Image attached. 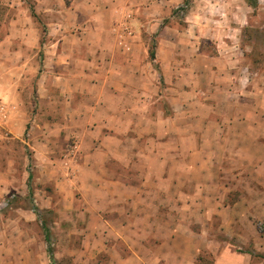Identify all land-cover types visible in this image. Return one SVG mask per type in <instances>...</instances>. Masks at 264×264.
<instances>
[{
    "label": "crops",
    "instance_id": "0c3cea01",
    "mask_svg": "<svg viewBox=\"0 0 264 264\" xmlns=\"http://www.w3.org/2000/svg\"><path fill=\"white\" fill-rule=\"evenodd\" d=\"M31 1L40 22L28 14L19 32L34 39L19 50L31 58L38 49L44 108L32 158L54 175L56 194L71 188L76 218L67 221L83 228L76 259L204 264L209 254L212 264H253L233 230L250 210L264 211V74L245 62V0ZM27 65L16 75L22 69L25 79ZM14 119L8 109L10 131ZM63 160L72 166L67 181ZM41 205L52 208L48 198ZM20 211V226L40 221ZM10 234L0 235V254L14 243L24 249ZM28 243L23 257L33 264L38 251Z\"/></svg>",
    "mask_w": 264,
    "mask_h": 264
},
{
    "label": "rangeland",
    "instance_id": "374dc122",
    "mask_svg": "<svg viewBox=\"0 0 264 264\" xmlns=\"http://www.w3.org/2000/svg\"><path fill=\"white\" fill-rule=\"evenodd\" d=\"M34 7L31 0H0V103L4 104L7 111L8 109L13 110L15 115L13 131L7 129L6 120L2 119L6 116L0 120V235L5 236L6 232L12 233L9 235V239L21 236L24 249L27 244H30L28 242L34 239L38 260H32L33 264H108V260L103 258L85 260L81 255L82 257L76 259L77 254H80V251L77 253V250L82 248L83 228H72L67 221L72 217L76 218V213H72L70 208L72 206V198L69 195L71 188L64 198L56 194V186L51 179L54 175L46 168V164L38 165L32 158L30 144L34 133L32 130L37 117H41L44 109L39 102L40 65L38 49L33 52L29 51L31 58L22 57V52L19 49L28 39L33 40L34 36L20 34L19 31L29 22L28 14H31L34 21L40 22L39 16L34 12ZM28 10L31 11L28 12ZM238 11L239 13L246 12L242 9ZM185 12L186 10L180 13L183 15ZM248 22L246 29L249 28L253 32H250L252 37H249L244 29V38L241 44L245 50L247 49L245 52L247 61L245 62L254 75L264 74V0H258L256 9L250 6ZM36 41H38L37 36H35ZM40 41L45 42V36L42 35ZM24 64H28L25 69L29 72L25 79L21 75L22 69H18L19 75H16V66L20 68ZM13 70H15V75L12 73ZM48 118L44 116L43 122H47ZM74 143H70L71 147ZM64 160L60 167L68 173L64 172L65 174L61 178L67 181L71 178L69 174H71L72 166ZM45 169L51 173L45 175L50 179H43ZM228 181L231 183V180ZM63 189L66 191L67 186H63ZM240 197L241 195H232L230 199L234 201ZM44 198H48V201L51 202V209H41ZM78 199H80V195L76 192L74 208L79 204L76 201ZM222 202L226 203L227 201L222 199ZM55 205L63 209L61 214L55 209ZM22 208L32 209L36 213L40 219L39 221L37 218L36 226L30 227L24 224L20 226V220L22 222L25 220L24 218L22 220L21 217L20 209ZM255 208V210L249 211V213L251 212L249 220L236 221L233 230L234 234L242 236V238L235 237L236 245L240 251L251 253L253 264H264V211L259 207ZM254 211L256 212L253 214ZM4 222H10L11 225L5 227L3 226ZM70 238H72L71 242L68 241ZM39 240L44 242L41 250L38 248ZM6 245V241L1 242L0 250ZM10 246L13 249L11 253L0 254V264L11 262L7 259V255L16 257L14 264L16 262L17 264H26V256L23 257L26 255L25 250H21L15 243ZM50 250L56 258L53 263L49 257ZM73 252L75 253L73 254ZM205 258L204 264H212V256L206 254Z\"/></svg>",
    "mask_w": 264,
    "mask_h": 264
},
{
    "label": "trees",
    "instance_id": "16d2710c",
    "mask_svg": "<svg viewBox=\"0 0 264 264\" xmlns=\"http://www.w3.org/2000/svg\"><path fill=\"white\" fill-rule=\"evenodd\" d=\"M245 2L249 6L253 7L254 9H256L258 7V0H245ZM250 32H253V31L250 30L249 28L245 30V33L247 35H249V37H252V34ZM252 42H253V40H252ZM49 257H50L51 262L53 263L55 258H54L53 252L51 250L49 251Z\"/></svg>",
    "mask_w": 264,
    "mask_h": 264
},
{
    "label": "built area",
    "instance_id": "2783aa9c",
    "mask_svg": "<svg viewBox=\"0 0 264 264\" xmlns=\"http://www.w3.org/2000/svg\"><path fill=\"white\" fill-rule=\"evenodd\" d=\"M186 9H187V6L184 5L180 8V12H184ZM6 113H7L6 107L4 106V104L0 103V120L2 117L6 116ZM76 151H77V144L74 143V145L70 149V154L72 153L74 154Z\"/></svg>",
    "mask_w": 264,
    "mask_h": 264
}]
</instances>
